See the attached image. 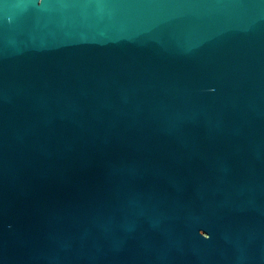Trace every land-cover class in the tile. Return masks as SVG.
I'll use <instances>...</instances> for the list:
<instances>
[{"label": "water", "instance_id": "95a60500", "mask_svg": "<svg viewBox=\"0 0 264 264\" xmlns=\"http://www.w3.org/2000/svg\"><path fill=\"white\" fill-rule=\"evenodd\" d=\"M0 264H264V0H0Z\"/></svg>", "mask_w": 264, "mask_h": 264}]
</instances>
